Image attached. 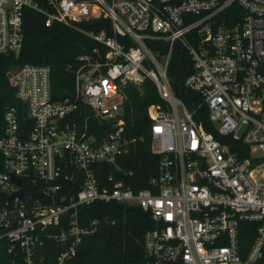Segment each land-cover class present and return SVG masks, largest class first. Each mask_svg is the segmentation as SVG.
<instances>
[{
  "label": "built area",
  "instance_id": "2783aa9c",
  "mask_svg": "<svg viewBox=\"0 0 264 264\" xmlns=\"http://www.w3.org/2000/svg\"><path fill=\"white\" fill-rule=\"evenodd\" d=\"M25 7L42 13L46 26L75 27L96 44L69 65L73 97L52 98L48 65L25 63L7 73L28 124L20 125L16 107L3 109L0 241L12 263L45 264L35 256L48 239L64 246L53 263L64 264L98 222L81 225L78 206L116 201L151 217L143 236L150 264H264V0H0L1 53L20 50ZM97 20L99 28L80 25ZM176 45L190 57L184 85L199 97L193 109L167 75ZM144 78L163 102L147 108L158 162L148 187L134 191L115 180L122 172L116 159L134 140L115 118L125 87ZM79 103L98 120H114L106 135L86 132ZM201 105L227 141L196 117ZM101 164L110 168L105 182ZM77 172L80 186L71 194L66 182ZM244 221L255 228L246 247Z\"/></svg>",
  "mask_w": 264,
  "mask_h": 264
},
{
  "label": "trees",
  "instance_id": "16d2710c",
  "mask_svg": "<svg viewBox=\"0 0 264 264\" xmlns=\"http://www.w3.org/2000/svg\"><path fill=\"white\" fill-rule=\"evenodd\" d=\"M44 15L33 8L25 7L22 18V46L17 53L0 52V117L7 106H14L22 127L27 128L25 104L14 94V88L7 80L8 71L15 66L25 63L45 64L50 67V87L53 99L73 97V73L69 67L78 54L88 52L96 42L81 30L53 23L44 24ZM86 22L81 26L98 24ZM192 71L190 57L186 50L176 45L171 54L167 67L172 89L185 106L189 109L196 107L198 95L184 85L185 76ZM126 100L123 111L115 119H121L123 134L134 138L128 150L119 155L116 164L122 172H115V180H121L123 186L134 191L148 187V179L156 173L158 155L151 152L149 128L151 117L148 106L163 103L154 82L144 78L140 84H128L125 87ZM76 117L86 122V132L103 137L112 128L111 118L98 120L90 115V110L82 103L78 104ZM202 120L204 126L212 130L222 141L225 136L219 134L207 118V109L201 105L196 117ZM98 178L105 182L108 165L97 166ZM112 185V182L108 183ZM80 186V174L75 179L66 182V189L74 193ZM77 218L81 225L98 219L96 228L82 236L76 246L75 253L64 264H150L143 247L144 232L152 226L149 214L137 204H125L116 201H94L79 205ZM240 239L244 247L248 246L255 234L254 224L244 221L241 223ZM4 242L0 241V264H24L16 258L12 263L13 253L4 250ZM63 245L54 240L46 239L38 247L35 260L45 264H53L56 255Z\"/></svg>",
  "mask_w": 264,
  "mask_h": 264
},
{
  "label": "water",
  "instance_id": "95a60500",
  "mask_svg": "<svg viewBox=\"0 0 264 264\" xmlns=\"http://www.w3.org/2000/svg\"><path fill=\"white\" fill-rule=\"evenodd\" d=\"M19 181H20V179H19V178H17V179H16V182H18V183H19ZM14 193H15V194H19V195H21V191H20V190H17V191H16V192H14ZM14 193H13V194H14ZM13 194H12V195H13Z\"/></svg>",
  "mask_w": 264,
  "mask_h": 264
}]
</instances>
